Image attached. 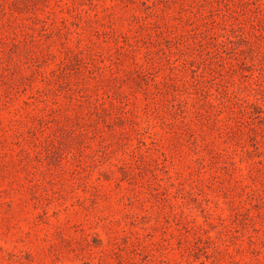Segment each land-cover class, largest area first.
<instances>
[{"label": "rangeland", "instance_id": "obj_1", "mask_svg": "<svg viewBox=\"0 0 264 264\" xmlns=\"http://www.w3.org/2000/svg\"><path fill=\"white\" fill-rule=\"evenodd\" d=\"M0 264H264V0H0Z\"/></svg>", "mask_w": 264, "mask_h": 264}]
</instances>
